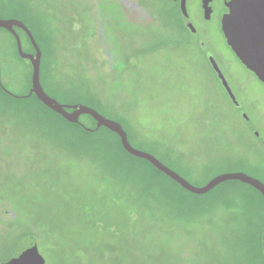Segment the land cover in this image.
Here are the masks:
<instances>
[{
    "label": "rangeland",
    "instance_id": "obj_1",
    "mask_svg": "<svg viewBox=\"0 0 264 264\" xmlns=\"http://www.w3.org/2000/svg\"><path fill=\"white\" fill-rule=\"evenodd\" d=\"M164 9L152 24L126 14L116 0H0V19L26 23L37 38L44 52L43 83L54 98L87 105L119 122L133 147L151 153L192 185L201 187L215 175L237 171L264 183V83L240 62L218 23L210 20L202 39L209 40L241 102L236 107L197 39L175 25L178 18L171 8ZM191 14L197 22L194 8ZM61 23L64 39L50 41L60 37ZM21 42L31 52L26 39ZM107 63L108 76L98 70H107ZM29 65L16 56L11 35L0 29L1 81L8 91H28ZM14 100L0 98V259L28 234L45 264H238L247 238L253 235L254 240L260 232L264 205L253 190L254 205L247 212L238 202L224 209L215 197L239 199L230 181L207 195L192 194L123 152L114 135L82 133L52 113L48 118L60 134L49 132L34 141L12 133L26 126L15 107L36 105L33 99ZM62 135L107 142L108 163L126 181L141 218L137 234L123 244L108 237V223L96 228L93 219L78 218V199L92 187L100 189L99 169L91 152L75 157L62 146ZM125 162L136 165L138 173ZM145 174L151 186L147 193L136 177ZM202 206L206 211L200 214ZM149 210L158 213L155 220ZM245 222L250 223L245 227ZM260 250L259 238L252 245V264H261Z\"/></svg>",
    "mask_w": 264,
    "mask_h": 264
},
{
    "label": "water",
    "instance_id": "obj_2",
    "mask_svg": "<svg viewBox=\"0 0 264 264\" xmlns=\"http://www.w3.org/2000/svg\"><path fill=\"white\" fill-rule=\"evenodd\" d=\"M227 7L228 12H226L221 19V30L226 43L234 52L236 57L240 60V62L248 70L253 72L261 82L264 83V0H230L227 3ZM237 11L243 12L248 22L243 40L237 39L236 29L233 24L234 13H236ZM13 26H18L26 31L36 51L35 55L25 53L22 50L19 36L13 30ZM0 28L7 29L8 31H11L13 33L16 39L18 54L23 58L29 59L32 63V87L28 95H30L31 93H35L40 101H42L53 111L61 114L70 122H77V118L80 114H88L92 116L96 120V129L100 126H103L109 131L115 133L119 137L121 146L127 153L136 158L146 160L158 171L169 177L184 190L192 194L202 195L209 192L214 187L223 182L235 180L249 185L257 190L261 194L264 201V183L261 180L246 174L245 172L237 171L221 173L212 177L201 187L194 186L180 174L163 164L151 153L133 147L128 140L127 133L119 122L110 118H106L95 109L84 105L60 104L55 99L48 96L41 87L39 81L41 52L30 30L23 24L22 21L17 19H0ZM212 65L213 68L217 71L218 77L221 79V82L226 91L233 98L231 89L229 88L226 79L222 75L221 71L214 62H212ZM67 108H72V111L68 112L66 110ZM85 222L89 223L88 220ZM103 224L105 223L99 220L95 225H93L97 228ZM105 225L108 226L107 224ZM109 236L114 241V243L123 244L126 235L124 233L122 234V232L117 231L115 227H110L108 229V237ZM262 251L264 255V224L262 228ZM25 252L31 254L29 259L35 258L40 262V264H45V260L39 253L36 245L27 243L26 241L20 243L19 249L16 251L15 255L4 264H19L20 258Z\"/></svg>",
    "mask_w": 264,
    "mask_h": 264
},
{
    "label": "flooded vegetation",
    "instance_id": "obj_3",
    "mask_svg": "<svg viewBox=\"0 0 264 264\" xmlns=\"http://www.w3.org/2000/svg\"><path fill=\"white\" fill-rule=\"evenodd\" d=\"M116 1L119 4L121 10L123 12H125L126 14L134 16L137 20H139L141 22H151L152 24H156V22L158 21V19L162 15L161 13L165 12L164 8H171L172 12H174L176 17L178 18L177 19L178 23L175 25H181V27L183 29H185L188 33H190L193 37H195L197 39L198 45L201 47V49L205 53V56H206V58L210 64L213 72L215 73L219 82L223 86L221 79L218 77L217 71L213 68V65H212V62H214L217 65V67L219 68V70L221 71L222 75L224 76L225 74H224V72L220 66L219 59L217 58V55L214 53L213 49L211 48V46L209 44V40H207L205 37H204L205 40L202 39V37H203L202 35H203V33H205L206 26L208 25V22L212 19H214L218 23L220 32L222 33L221 19H222V16L226 12H228L227 3L230 0H116ZM191 8H194L196 10L197 17H199L197 22H195L193 20L194 17L191 14ZM94 11L95 10H92V12H94ZM23 24L30 30V28L26 25V23L23 22ZM62 25L63 24L61 23L59 28H58V34L60 35V37L59 36H57V37L54 36V38L51 37V38H49L50 41L53 42V40H55V42L56 41L62 42V40L64 39V35H66L65 28L63 31ZM96 25H97V23H96ZM0 29L7 31L11 35L12 42H13V48H14L16 56L23 58L17 52L16 39H15L13 33L11 31H8L7 29H4V28H0ZM59 29L62 30L63 34H60ZM13 30L19 36L20 42H21V38H25L27 41V44L31 48V52H25L23 50V47H22V50L25 53L35 55L36 51H35L32 43H31L26 31L23 28H20L18 26H13ZM30 32L32 33L31 30H30ZM94 34H96V31L94 32ZM32 35H33L34 40L37 43V45L40 49V52H41L40 66H39V81H40L41 87L48 96H50L51 98H53L57 102H59L56 98H54L50 94L49 85H45L43 83L41 73H42V64H43V59H44V52H43L42 46L40 45L37 38L34 36L33 33H32ZM222 35H223V33H222ZM99 36L101 37V33L99 34ZM101 39H102V37H101ZM102 41H103V39H102ZM21 46H22V42H21ZM44 50L47 51V48H44ZM101 50L103 51V56L105 58H108V51H107V49H105L103 47V45H101ZM48 51L49 52L51 51V47L48 48ZM23 59H27V58H23ZM27 60H29V59H27ZM29 63H30V65H29V67H30V72H29L30 86H29L28 91L23 95H15V94L11 93L10 91H8L4 87V85L1 81V67H0V98H2L4 100H9L11 102H16L14 99H24V100L33 99V100H35V104H36V105H34L33 108L27 107V106L26 107H20V106L15 107V109H16L15 112L20 114L18 116L19 118H20V116H22L24 118V120L26 122V126L23 128L17 129L15 131H10V132H12V133L14 132L15 134H18L20 136L26 135V136L33 137L34 141L36 139L41 138V137H45L49 133V131H51L52 133H55V134H60L61 133L60 130H58V128H56V126L48 118L49 114L52 113V114H55L60 119L59 121H61L62 123L66 124V125L74 126L80 130L82 129V130L89 132V133H97L101 130H104L108 133V129L103 127V126H100L96 129V120L88 114H80L77 118V122H70L66 118H64L61 114L53 111L51 108H49L47 105H45L42 101H40L37 98L35 93H31L30 95H28L30 90H31V87H32V77L31 76H32V70H33L32 63L30 60H29ZM113 64H111V66H110V68H111L110 72L114 71L113 70V68H114ZM97 67L98 66L96 65V62H95L93 65L94 70H96ZM106 68H107V70H105V71H103L101 69H98V70H100L103 74L108 76V63L106 65ZM91 74H93V72H91ZM224 78H225V76H224ZM95 81H97V80L95 79ZM226 82H227V80H226ZM227 84H228V82H227ZM228 86H229V84H228ZM223 88L225 89L224 86H223ZM229 88H230V86H229ZM225 92L227 93L231 102L236 107L240 108L241 102L235 97L232 89H231V92H232L233 98L228 94L226 89H225ZM59 103L64 104L61 102H59ZM64 105H82V104H64ZM84 106H87V105H84ZM87 107H89V106H87ZM66 110L68 112H71L72 108H67ZM27 114L32 115V117H28ZM81 118H84L85 121H82ZM28 122L31 123V126H32L31 129L29 128ZM26 133L29 135H27ZM255 135L257 136L258 134L255 133ZM127 137H128V135H127ZM33 140H32V143H34ZM61 145L64 146L63 143H61ZM9 217H10V215H9ZM32 231L35 232L36 229L34 228V229H32ZM23 241H26L27 243H31V244L35 243V245H36V240L32 235L26 234L24 236H21L18 239L15 247L11 250L10 255L7 258L0 259V264H4V263L8 262L15 255L16 251L19 249L20 243H22ZM36 247H37V245H36Z\"/></svg>",
    "mask_w": 264,
    "mask_h": 264
},
{
    "label": "trees",
    "instance_id": "obj_4",
    "mask_svg": "<svg viewBox=\"0 0 264 264\" xmlns=\"http://www.w3.org/2000/svg\"><path fill=\"white\" fill-rule=\"evenodd\" d=\"M27 116L32 117V115H28V114ZM81 132L85 134H91L82 129H81ZM108 133L116 137L118 146L123 152H125L127 155L131 157H134L123 149V147L120 144L119 137L115 133L109 130H108ZM60 139L63 140V144L66 148H68L69 150L75 153V157L76 156L80 157L82 154H84V152H88V151L91 152L93 154L92 157L94 158L93 162H95L96 164L92 162L91 163L94 165V168L99 169L98 177H100V183L97 186L100 189H98L97 187H92L88 189L85 196L80 197L78 199V202H77L78 209L76 211L78 218L82 221H87V219H91V220L93 219L92 222L94 225L99 220L105 223H108V229L110 227H115L117 231L122 232V234L124 233L126 235L124 242L129 240L131 237L135 236L137 234L138 227L141 224V218L138 217L137 212H136V207L138 206L135 207L134 205L131 204L130 190H129V187L126 181L120 176H118L115 167L108 163V157L105 156L108 154V151H106L104 148V145L107 142L106 141H103V142L97 141V142H92V143L85 142V141L80 140L79 138H73L67 135H62ZM128 140H129V137H128ZM98 155L101 156L100 159L97 158ZM137 159H140V158H137ZM140 160L146 161L144 159H140ZM124 164L125 166L128 167L129 170L130 168H136L137 172L135 173H138L139 169L135 167L136 165H133L129 162L128 164L126 162ZM149 165L155 170H157L150 163ZM146 175L147 174H145L144 176L136 175V177L139 180L140 190H142L143 193H147L149 191V187H151L150 184L146 181V179L149 178L148 175L147 176ZM226 183H230L234 187L233 194L237 195V197L239 198L238 201L232 200L229 197L220 194L214 198L215 204L223 202L224 209H228L232 207L236 202H238L237 204L242 207V210L245 213L249 210L251 206L254 205V198L252 197L249 191V190H253L260 198L262 205H264V201H263L261 194L257 190L252 188L251 186L241 183L239 181L238 182L230 181ZM221 185H224V183H222ZM217 187H215L214 189H216ZM165 192L167 193V197H168L170 195V192L168 190H165ZM107 199L108 201H106ZM66 202H67V198H66ZM200 210H201L200 214L205 213L206 206H202ZM149 212H150L149 213L150 215L154 216V220H155V214L158 215V213H156L155 211H151V210H149ZM185 216H188V215H185ZM190 219L192 218L190 217ZM88 222H91V221H88ZM249 223L250 222L248 223L245 222V227ZM263 224H264V218L260 222V232H257V236H255L254 240H253V235L249 237L251 238V240L247 238L246 245L243 247V252L241 251L239 254L240 262L238 264H252V256H251L252 245L253 246L255 244L257 245V243L259 242V238H260V248H261L260 250L261 264H264V256L262 252Z\"/></svg>",
    "mask_w": 264,
    "mask_h": 264
},
{
    "label": "snow or ice",
    "instance_id": "obj_5",
    "mask_svg": "<svg viewBox=\"0 0 264 264\" xmlns=\"http://www.w3.org/2000/svg\"><path fill=\"white\" fill-rule=\"evenodd\" d=\"M233 24H234L235 29H236L237 39L243 40L245 31H246L247 26H248V22L244 16L243 12L237 11L236 13H234ZM30 256H31L30 253L25 252L23 254V256H21L19 264H40V262L35 258L29 259Z\"/></svg>",
    "mask_w": 264,
    "mask_h": 264
}]
</instances>
